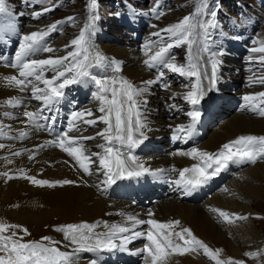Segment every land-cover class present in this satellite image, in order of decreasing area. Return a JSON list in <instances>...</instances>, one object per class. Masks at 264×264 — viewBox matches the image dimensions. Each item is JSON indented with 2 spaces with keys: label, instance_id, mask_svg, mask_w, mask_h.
<instances>
[{
  "label": "bare ground",
  "instance_id": "1",
  "mask_svg": "<svg viewBox=\"0 0 264 264\" xmlns=\"http://www.w3.org/2000/svg\"><path fill=\"white\" fill-rule=\"evenodd\" d=\"M36 2L37 0H5L6 12L0 13V16L7 19L14 18L15 20L17 15H23L27 17L26 19L29 22L34 21V19H36V17H34V13L37 12L33 9V6L36 4ZM152 16L155 17V13H152ZM179 21H181L180 18L170 16V14L164 16V21H160L162 23L159 25V27L150 31L151 38L146 43L150 49L143 53L145 55L144 60L138 59L139 61L135 62V66L124 64L125 59H123L124 61H120V58L125 54H127V58L133 56V51L126 49L112 50L107 47L94 50L95 48L92 49L90 46L91 43H89L90 53L99 51L107 58L104 67H92L88 69L91 75L98 77L99 75L106 72H112V67L108 62H111V60H118L120 69L127 70V80L132 82L136 87L148 88V91L144 93L142 98L143 100H146V103H143L140 107V118L142 122L146 124V127L141 129V131H143L147 137L156 138L163 134H167L171 136L172 139V162L166 163L161 159L157 161L155 160L157 156L155 153H148V156L154 160L150 162L148 166H146V168L150 169V172L148 173L153 175V177L161 176L168 179L167 189L163 191V196L153 198V207L145 208L134 207L130 201L126 200L117 201L116 199L112 198L110 193L107 191L109 186L101 183L105 177L96 171L97 164L91 165L92 175L85 174L79 169L78 165H76L75 160L72 157H69L66 152L61 150L59 147L47 144L46 142L57 139L65 132H67L71 137L95 136L96 133L103 130L106 125L102 122H98L94 126H88L82 121L78 120L75 123L79 130H70L69 125L70 121H72V114L70 115L63 131L60 130V128L56 126L55 123L51 124L49 121L45 120L38 121L39 124L45 125L44 128H39L28 124L27 119L24 116V112L36 111L39 108H42L43 104L41 101H38L32 97L31 85L25 91H20L18 87L9 85L7 81L4 80V77H10L13 75L18 76L19 69L11 67L12 64L16 63V60H14L10 66L0 64V133L6 134L0 135V144L5 145L4 148L0 149V173L8 172L9 175L13 177L12 179H8V177L0 175V216L2 218L5 217L12 223L19 224L35 234L45 232V234L48 235L47 237H51L53 240L62 242V245H56L57 247H60L62 251H70L71 248L75 246H63L68 244V242L64 240V234L53 230L54 227L60 225L79 224L81 222H99L100 226L94 231L97 233H105L108 231V228L104 227L106 222L109 226L115 224L118 226L131 228L133 231H145V235L131 239V241L125 246V252L135 253L133 255L138 262H135L134 264H151V258L147 256V253L140 251L144 247L140 245L145 240L148 241L146 235L152 226L143 224L136 225L133 228L134 222L127 219L129 216H134L136 219L144 221L152 218L160 223H167L169 221L175 220L173 219L174 216L171 215L174 210L178 211L180 215H188L190 219L187 218L188 216L178 215L179 218L176 217V220H179L181 223L179 226L171 229V231H179L184 227L190 228L193 234L198 239L206 243L213 251L216 249L223 250L218 256V259L221 261H228V258H232L233 261L242 259L241 255L250 249L253 241L261 242L260 244L262 245L264 244V232L262 230L257 231L255 228V226L262 225L263 223L261 220H258V222H251L253 217L256 216L254 208L249 204L244 205L238 202L237 196L233 198L234 194L231 193L234 187L246 184L243 183L244 180H248L251 177L254 179L255 175L257 174V178H260L259 175H263L264 159H259L257 163H255L258 168L253 172H248V170L245 169L246 167L241 164L239 166L240 170L232 173L229 181L221 184L219 193L217 192V195H214L212 198L210 197V200L201 199V197L203 196L202 193H205V184L213 187L217 182H213V179L211 178L206 183L189 192H186L182 186H178L173 183V181L179 179V170L183 168H190L192 165L200 163L199 158L193 159L191 156L180 154L183 153L181 150L183 149V145H185L186 138L189 136L185 133L177 132L176 128L177 126L181 125L187 127L192 122L191 117L188 121H184L181 120L178 115V119L172 121V119H170L168 116L171 113H176L180 106L187 107V112L198 110L197 105L193 106L183 98L184 94L189 90L194 82L192 81L190 84L191 86L188 88L186 87L187 89H184L179 96L174 94V88L168 89L167 91L169 93L165 95V101H160L154 96L152 85L146 86L142 82L154 80L160 71H164L165 75L158 83L162 85H170L171 82L167 78L166 74L172 73L171 71L163 69L162 66L159 65L154 68H149L144 63V61L148 60L149 57L158 51L159 47H161L159 45H154L155 43L159 42L164 37H169V33L163 32L161 30L174 25ZM89 24L91 23L89 22ZM48 28L40 30L36 29L35 32H44L47 31ZM84 28L85 27H80L76 30H72L71 32L75 34L62 36L61 39L64 37V40L60 39L54 45H49L47 43V38L52 32L51 31L41 42V45L38 46V50L30 53L24 59L40 60L63 57L67 55L69 51L74 50V47H66V45H70V42L74 38H77L80 34V31ZM156 32H160V36L153 35V33ZM30 33L32 32L26 34ZM24 35L25 33H23V36ZM43 47H50L53 49V51H43ZM18 51L19 48L16 50V53ZM169 56L173 58L174 62L178 65L187 66L189 64L187 57H184L183 59H177L171 56L170 50ZM256 59V63H258V67H260L258 70H253V68L247 66V68L251 70L247 75L249 84V80L256 81V79L262 77V74L264 75V69L261 68L262 66L259 64L261 62L259 61V58ZM65 66H70L69 61L65 62ZM57 70L63 71L64 66H58ZM262 70L263 72L260 74V71ZM74 73L75 70H73L72 73H66V78H71ZM55 75V71L46 67L43 72V79H51ZM189 78L190 77L184 76L185 80ZM85 79L87 82L78 84L81 86L92 84L94 86L91 98L96 104L91 108L86 104L87 106H85L84 109L91 111L93 116H85L83 119H95L96 117L102 115V113L98 111L101 102L96 98V95H94L98 92V89L90 78ZM59 82L61 81H56L55 83L58 84ZM33 83L37 84L41 88L44 87L43 83L40 81L33 80ZM217 85L218 80L215 87L209 92L212 93ZM64 90L65 89H63V91ZM254 90H247L246 88L245 90L243 89V91H241V105L239 107L240 111L236 113V115L222 121V125L212 130V138H210L211 145L215 141L223 142L229 138L234 140V137H236L238 131L237 126L242 123H250L255 126L252 130L250 129L251 131L249 133L245 130L248 133H245V135L264 136V117H261L258 114L259 109L264 108V97L256 96V99L251 104L246 103L243 100V97L246 95H254L264 92L260 89ZM12 98L19 100L20 104L15 106L8 104L7 101ZM60 101L52 105V111L45 110L43 115L51 116L54 114L56 117ZM159 102H162L161 105L158 104ZM253 104L256 106L257 111H253L254 114H251L250 109H252ZM90 106H92V104ZM165 108L169 111V113L165 111ZM156 114H161L164 116L166 115L167 120H161L162 118H158ZM241 129L243 130L242 125ZM20 131L27 132V136L23 139H18L17 137H19ZM193 133L190 136H192ZM137 138L140 137L137 135ZM178 142L181 143V148L177 147ZM80 143L85 146L88 153H92L102 152V149L98 148L97 145L103 144L104 141L100 137H96V139L83 140L80 141ZM211 145L209 144L210 147ZM176 148L178 149L176 150ZM133 149L130 150L125 147L122 149V151L133 152ZM216 150L217 149H214V151ZM16 151H20L21 155L14 156L12 153ZM30 156H33L34 158L29 159ZM8 161L12 162L8 163ZM137 163L143 164L140 163V161ZM21 169H23V174L27 176H35L37 179H45L49 181L69 179L76 181V184L65 185L63 187L57 186L55 188L37 186L32 184L28 179L22 178V174L20 172ZM131 179L132 180L130 182H136V179L138 178L132 177ZM247 189L249 190V192H246L247 195L250 193L253 194L251 195L252 197L261 199L259 197L258 191L255 192V190H253V183H251V186L248 185ZM260 191L261 194L264 192L263 190ZM230 193L231 195H229ZM224 199H226V202H221ZM186 200H195L196 203L194 205L192 204L193 206H191ZM251 204L264 210V204H259L256 201H252ZM212 209H219L228 212L230 216L233 213L237 214L238 216H246L247 219L240 220L232 217L233 222L229 223L220 217L217 212H213ZM149 212L153 213L154 215L149 216ZM157 215L160 216L159 219L157 218ZM152 230L154 232L156 231L154 228H152ZM162 231L167 232L169 230ZM131 234V232L118 233L115 237H113V241L116 244H120L124 236H131ZM143 237H145V240ZM136 239H141L144 241L136 243L134 242ZM173 239L176 242L183 244V242L179 241L178 238L173 237ZM117 251L119 252L121 250L119 248L114 250L104 249L106 254H113ZM102 252L103 251H101L99 254L93 255V252H90L91 258L87 259L83 257V260L81 258V254H79V256L75 258V264H91L92 260H96L97 264H116L115 262L112 263L107 261L103 257ZM167 264H216V260L203 254V250L201 249L199 250V254L188 253L181 255L178 252L173 253L169 256Z\"/></svg>",
  "mask_w": 264,
  "mask_h": 264
},
{
  "label": "snow or ice",
  "instance_id": "2",
  "mask_svg": "<svg viewBox=\"0 0 264 264\" xmlns=\"http://www.w3.org/2000/svg\"><path fill=\"white\" fill-rule=\"evenodd\" d=\"M95 0H92L94 7ZM207 5H204L206 8ZM204 8L197 9V15L202 14ZM45 12L49 9H44ZM6 12L5 0H0V13ZM42 13H34V17L38 18ZM213 19L207 20L203 23L194 22V16H186L181 21L174 25H171L161 31L169 33V39L175 40L174 43H168L159 47L153 55L145 60L144 63L149 68L156 66H162L163 69H167L172 73L179 74L180 76L195 77V82L184 94V100L191 103L193 106L200 104L201 100L206 95L207 91L212 90L217 82L218 66L221 61L215 59L216 55H222L223 53H213V58L210 60L211 72L210 75L207 70L201 72L199 68V58L197 62H192V44L191 37L200 35L202 32L203 39H210L209 29L215 28L216 12L210 11L207 13ZM72 20V17L68 18ZM99 19L98 16H94L93 20ZM60 22H56L51 25L47 31L44 32H32L26 34L22 38V42L19 45V51L16 53V63L11 67L18 68V76L13 75L10 77H4L9 85L18 87L20 91H25L31 85L32 97L43 104L42 108L36 111H25L24 116L27 119V123L39 128H44V124H39L38 121L45 120L51 124L55 123V115L45 116L43 115L45 110L52 111V105L58 103L64 97V91L66 86L87 82L85 78H90L96 85L98 92L95 93L96 98L101 102L98 111L102 115L95 119H83L85 116H93L91 111L85 110L84 112H73L72 121H70V130L76 129V121L80 120L88 126H94L98 122H102L106 127L97 132L95 136H79L71 137L65 132L55 140L46 142L53 146L59 147L66 152L69 157H72L79 169L83 173L92 175L91 165L97 164L96 171L101 173L105 179L101 182L104 185L111 186L118 180L127 179L132 177H139L144 173L150 172V169L144 167L143 164L137 163V158L130 152L125 154L122 149H133L139 144L143 143L147 139V136L141 129L146 127V124L141 120L140 107L146 100H143V95L148 91L147 87H136L132 82L126 78L119 79H98L96 76L91 75L88 71L92 67H104L107 58L99 51L90 53L89 39L90 35H94L92 26L88 25L80 31L77 38H74L70 45L66 47H74L73 51H69L67 55L63 57L47 58V59H31L25 60L30 53L38 50V46L44 38L53 30L57 28ZM14 30V25L9 23L7 26L0 25V38L5 31ZM199 30V31H198ZM155 36H160V32L153 33ZM187 43L189 48V64L187 66L178 65L174 62L173 58L169 56V50L174 46ZM255 43V42H254ZM43 51L52 52L50 47H43ZM204 51H207V46L204 47ZM252 53H264V45L260 47H253L250 49ZM251 59V57L249 58ZM69 61L70 66H65V62ZM259 61L264 63V55L259 57ZM115 64V71H120V66L115 61L108 62ZM58 66H64L63 71H58ZM48 67L56 72V75L51 79H43L44 69ZM75 70L74 75L71 78H66V73H72ZM165 75L164 71H160L156 79L142 82L144 85L157 84ZM63 78V79H61ZM209 81L210 87L205 89L203 80ZM33 80L40 81L44 87L41 88L37 84L33 83ZM56 81H61L58 84ZM259 83L264 84V77L259 78ZM168 87V85H164ZM187 87V85H186ZM256 96L264 97V92L246 95L243 100L246 103L251 104ZM10 105H18L20 101L12 98L7 101ZM252 111H257L256 106L252 105ZM259 116L264 117V108H260L258 111ZM191 117V124L187 127L177 126L176 131L185 133L190 136L195 125L201 117L199 110H193L188 113ZM135 118V119H134ZM135 133V135H134ZM0 135H6L0 133ZM138 137L140 138H137ZM27 136V132L20 131L18 139H23ZM96 137L103 139V144H98L97 147L102 149V152L88 153L85 146L80 143L83 140H93ZM5 145L0 144V149ZM14 156H20L21 152L16 151L12 153ZM181 155L191 156L193 159L199 158L200 163L192 165L190 168H183L179 170V179L173 181L174 184L182 186L186 192H189L198 186L206 183L212 176L219 174L223 169H226L230 163H251L255 164L259 159H264V136L255 135H241L234 140H231L222 145L221 149L216 153H210L201 151L199 149H192L188 153H180ZM30 156L29 159H33ZM12 161H8L11 163ZM22 178L28 179L32 184L37 186H47L55 188L57 186L63 187L65 185L76 184V181L63 179L57 181H49L45 179H37L35 176H27L23 174V169L20 170ZM154 174V173H153ZM0 175L12 179L8 172L0 173ZM213 212H217L220 217L225 221L233 222L232 217L235 219H247L246 216H238L233 213L212 209ZM122 214V213H121ZM149 216L154 215L149 212ZM129 221H133V228L136 225L148 224L152 228L156 229L154 232L150 228L147 232L146 238L149 243L145 244L140 251L147 253V256L151 258V264H167V260L173 253H179L181 255L188 253H197L199 250H203V254L216 260V264H244V261H233L232 258H228V261H221L218 259L222 249H216L213 251L202 240L198 239L190 228L184 227L179 231H171L176 226L180 225L179 220L169 221L167 223H160L154 219L147 221L136 219L134 216L127 218ZM99 222L87 223L81 222L79 224H66L54 227V231L64 234V240L68 242L64 247H72L70 251H62L60 247L56 245H62L61 241L53 240L51 237H42L40 241H27L25 242L23 236H18L17 231H12L10 235H5L9 229H18L22 231L24 235H30L27 228L21 225H10L0 223V264H75V258L79 256L81 252H95L98 250H114L119 248L121 251L126 250V244L131 239L141 237L143 232L133 231L128 227H122L118 225L109 226L106 222L104 227L108 228L105 233H97L94 230L99 227ZM162 230H169L164 232ZM131 232V236H124L120 244H116L113 241L118 233ZM173 237L178 238L183 244L176 242ZM47 242V243H45ZM264 254L261 252H246L244 255L257 258L259 255ZM91 264H97L96 260H92Z\"/></svg>",
  "mask_w": 264,
  "mask_h": 264
},
{
  "label": "rangeland",
  "instance_id": "3",
  "mask_svg": "<svg viewBox=\"0 0 264 264\" xmlns=\"http://www.w3.org/2000/svg\"><path fill=\"white\" fill-rule=\"evenodd\" d=\"M205 4L207 5L206 8H204ZM199 8H204V10L202 14L197 15V9ZM33 9L37 13L42 14L39 18L30 22L26 19L27 17L23 15H17L15 20L14 18L7 19L0 16V25L7 26L9 23L14 25V30L3 32L2 38H0V64L10 66L12 62L16 60V50L19 48L20 42H22L23 33L26 35V33L35 32L36 29L48 28L56 22H60L57 28L53 30L47 38V43L49 45H54L62 36L75 34L71 32L72 30L91 25L94 31V35H90L89 39L92 49L95 48L94 50H97L107 47L112 50H131L135 55L133 54V56L127 58V54H125L120 58V61L125 59V61L123 60L124 64L135 66V62L139 61L138 59L144 60L145 55L143 53L150 49L146 45L151 38L150 31L159 27L164 21V16L170 14V16L180 18V20L186 16H194V22L203 23L213 19L207 13L215 11L216 17L214 19L217 26L209 29L210 39L204 40L202 32L200 35L194 34L191 39L196 41L192 44V62H197V57L199 58L198 66L201 72L207 70L210 75V60L213 58L212 54L223 53L222 55H216L214 57L221 61L217 72L218 85L212 93L207 91L200 104L197 105L198 110L201 112V117L195 125L193 135L186 138L185 145H183V149L181 150L183 153L191 152L193 148L201 151L207 150V152L209 151L210 153L218 152L223 144L233 139L229 138L223 142L215 141L211 145L210 138H212V130L222 125V121L236 115V113L240 111L241 91L246 88L247 90L260 89L264 91V84L259 83V79H256V81L249 80V84L247 77L251 71L247 66H250L253 70H258L260 67H258V63H256V58L264 55V53H252L250 51L253 47L264 45V0H95L94 7L92 5V0H37ZM44 9H49V11L45 12ZM152 13H155V17L152 16ZM94 16H98L99 19L93 20ZM69 17L73 19L69 20ZM89 22L91 24H89ZM174 42V38L169 39V37H164L154 45L163 46ZM205 46H207V51L203 50ZM170 51L171 56L177 59L187 57L189 60V48L187 43L174 46ZM250 57L251 59H249ZM113 61L116 63L119 62L118 60ZM259 64L262 66L261 68L264 69V63L261 62ZM110 66L112 67V72H106L99 75L97 78L112 80L126 78L128 76L126 69H120V71L117 72L114 70L115 64H110ZM262 72L263 70L260 71V74ZM166 76L171 82L168 87H164V85L160 83L152 85L153 94L160 101L166 100L165 95L169 93L167 91L168 89L174 88V94L179 96L184 89L191 86L190 84L192 81L195 82V77H190L191 79L185 80L184 76L175 73H168ZM262 77H264L263 74ZM202 82L205 89H208L209 81L204 79ZM93 88L94 86L92 84L81 86L78 83L65 87L64 97L58 105V112L55 120V125L58 126L60 130H64L73 112H84L86 110L84 109L85 106L88 105L91 108L96 104L91 98ZM161 103L162 102H159L158 104L161 105ZM91 104L92 106H90ZM250 110L251 114H254L252 109ZM165 111L169 113L167 109ZM187 111V107L180 106L176 113H171L168 116L172 121L177 120L178 115L181 120L188 121L190 116ZM156 116L158 118L160 117V119L162 118L161 120H167L166 115L156 114ZM249 124L242 123L238 125V131L234 139L241 135H245V133L248 134L255 127L253 124ZM241 125L243 130L241 129ZM171 142V136L167 134H163L156 138L147 137L143 143L133 149V152H129L137 158V162L140 161V163H143L144 167L154 161L148 156L150 153H155L157 155L155 160L158 161L161 159L166 163H170L173 161ZM180 144V142L177 143L178 148H181ZM178 148H176V150ZM214 149L217 150L214 151ZM129 152L125 151L124 153L128 154ZM240 165L241 164L230 163L226 169L212 176V181L217 182L213 187L206 184L204 185L205 193H202L203 196L201 199L210 200L214 195H217V192L219 193L220 191L221 184L229 181L232 173L240 170ZM242 165L246 167L245 169L248 170V172H253L258 168L256 164L251 163H242ZM255 177L254 179L253 177L248 179L250 183L248 180H244L243 183L246 184L234 187L231 193L234 194L233 198L237 196L238 202L244 205L249 204L254 208L256 216L253 217L251 222H258V220H261L263 224L257 225L255 228L257 231L262 230L264 232V210L251 204L252 201L264 204V192L261 194L260 191H264V173L263 175H259L260 178H257L258 174L255 175ZM136 178H138L136 182H130L132 180L131 178L118 180L115 184L109 186L107 191L110 193V196L117 201H130L134 207H153L154 204L152 199L163 196V191L167 189L168 179L161 176L153 177L150 173H144ZM251 183L254 184L253 190H255V192L258 191L261 199L252 197L251 195L253 194H246V192H249L247 188L248 185L251 186ZM231 193L229 195H231ZM224 201L226 202V199L221 202ZM187 202L191 206L196 203L195 200ZM171 215L174 216L173 219L175 220L179 218V216H188L180 215L179 212L175 210ZM157 216L159 219L160 216ZM187 218L190 219L189 216ZM0 223L19 225L1 216ZM12 231H17L18 236H23L25 242L40 241L42 237L48 236L45 232L35 234L30 230H28L30 235H24V233L18 229H9L5 235H10ZM142 232L145 235V231ZM144 238L145 237H143V239ZM144 240L136 239L134 242L139 243ZM147 243H149V241L145 240L140 246H144ZM260 243L261 242L253 241L250 249L246 252L264 253V244L262 245ZM101 251H103V257L112 263L134 264L138 262L133 252L117 251L113 254H106L104 250H98L93 252L92 255L99 254ZM246 252L241 255L242 259H239V261H244V264H264V254L259 255L257 258H251L244 255ZM79 254H81L82 260L84 258H91L90 252L84 251ZM0 255H3V253H0Z\"/></svg>",
  "mask_w": 264,
  "mask_h": 264
}]
</instances>
